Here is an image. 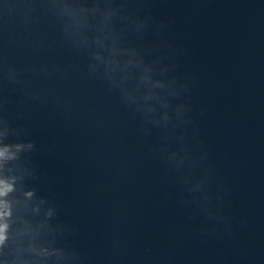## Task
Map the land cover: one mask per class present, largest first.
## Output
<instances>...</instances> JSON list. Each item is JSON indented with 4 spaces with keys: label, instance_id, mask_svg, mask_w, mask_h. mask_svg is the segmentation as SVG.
<instances>
[{
    "label": "water",
    "instance_id": "obj_1",
    "mask_svg": "<svg viewBox=\"0 0 264 264\" xmlns=\"http://www.w3.org/2000/svg\"><path fill=\"white\" fill-rule=\"evenodd\" d=\"M0 264H264V0H0Z\"/></svg>",
    "mask_w": 264,
    "mask_h": 264
}]
</instances>
